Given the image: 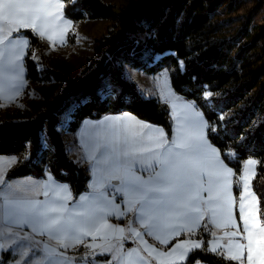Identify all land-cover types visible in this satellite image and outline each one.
I'll return each instance as SVG.
<instances>
[{
    "label": "trees",
    "instance_id": "trees-1",
    "mask_svg": "<svg viewBox=\"0 0 264 264\" xmlns=\"http://www.w3.org/2000/svg\"><path fill=\"white\" fill-rule=\"evenodd\" d=\"M226 1L133 0L116 11L109 0H63L64 12L74 22L87 18L110 21L106 31L94 40L95 54L75 75L59 67L40 69L33 50L44 49L45 44L32 29H26L31 41L25 56L27 79L63 84L35 114L0 120V154L19 158L6 178L43 177L50 171L70 184L75 197L89 188V167L70 156L60 130V115L70 97V130H76L86 117L130 111L163 125L171 135L169 106L157 96L143 94L127 76L125 65L148 73L167 69L174 89L193 100L207 118L209 139L235 171L237 198L245 160H257L251 184L264 221V23L252 24V14L238 27L232 26L234 17L218 12ZM208 91L211 98L206 96ZM203 236V245L178 264L198 260L240 264L220 251H212L209 235Z\"/></svg>",
    "mask_w": 264,
    "mask_h": 264
},
{
    "label": "crops",
    "instance_id": "crops-1",
    "mask_svg": "<svg viewBox=\"0 0 264 264\" xmlns=\"http://www.w3.org/2000/svg\"><path fill=\"white\" fill-rule=\"evenodd\" d=\"M34 2L62 5L59 8L45 9L47 15L42 21H37V24H42L41 30L46 26L47 32L54 34V29L58 27L59 14L63 13V0H34ZM26 29L28 28H20L18 32L12 33V38H15L19 43V47L14 50L5 49L3 58L0 60V88H2L0 101L5 106L11 104L16 108L21 107L15 106V103L21 99V92L28 82L25 56L31 46V41L25 33ZM30 29L36 31L33 28ZM16 56H19L18 60H15ZM10 60H15V68L9 65ZM139 73L140 69L134 68L129 76L131 75L130 78L137 82L142 92L147 96L159 97L169 106L173 122L172 134L169 135L163 125L143 119L130 111L107 113L99 118L86 117L76 130L68 128L71 120V115H69L66 118L67 123L63 127L60 124L67 150L77 163L89 167L91 175L89 188L77 197L74 196L67 181L59 180L50 171L43 177L25 175L6 178L8 169L15 165L19 158L15 154H0V192L3 193L0 196V204H3V208H0V229H2L0 231V264H121L122 261L124 264H141L139 257H143L149 264H171V261L166 257L159 256L158 253L170 252L175 245L188 242L189 250L184 259L172 258L174 264H178L184 262L191 251L195 249L191 246L192 243L203 245L204 233L209 235L208 243L211 249L216 247V251L229 256V247H231V254H238V249L235 247L236 242L246 243L239 235L244 234L238 207L243 188L241 187L240 195L237 198L234 188L235 171L225 162L220 149L209 139L207 118L193 100L187 99L179 93L170 98L146 93L142 88L144 83L137 79L136 75ZM145 87L147 86L145 85ZM42 103L41 99L40 107ZM40 107L31 108L29 114L19 118L33 115ZM122 117L135 118V121L148 127L142 129L139 124H129L127 120L116 119ZM14 118L18 117L14 116ZM178 129H187L193 133L202 134L203 140L206 141L210 149L215 150V157H212L210 152L207 156L193 153L209 169L218 160L224 168L231 170L229 191L235 200L232 217L237 227H232L230 224L218 227L217 224H224L225 221L217 218L214 222L210 214L207 213L192 232L180 229L179 235H169L172 229L158 230L144 227L147 221L142 218L140 204L132 202L128 194L131 178L138 177L141 182H149L156 173L161 171V166L154 158L155 151L161 150L143 152L142 149L152 147L153 142L162 143L164 139L167 140L168 145H171L177 138ZM161 132L163 137L156 141ZM125 139H127L126 145L124 144ZM117 145V154L123 151L133 154L127 157L121 155L119 161L114 163L116 156L112 149ZM250 160L256 162L251 168L247 164ZM246 161L242 175L247 169L251 176L253 170L256 173L257 160L250 158ZM15 189H24L20 195L38 205H51L54 200L58 204L62 203L66 209L65 218L75 219L80 225L79 230L52 235L47 232L41 234L40 225L26 216H17L14 218L15 222L10 223L8 202L14 198L13 190ZM252 191L256 194L253 188ZM56 193L59 195H55ZM203 195L207 198L206 193ZM202 207L204 206L202 205ZM77 212H85L86 216H76ZM259 219L261 223H264L260 217V205ZM101 224L108 227L101 228L97 233L95 229ZM119 229H123V231L120 232ZM86 231H91L93 235H85ZM136 232L141 235L137 236ZM226 232H238L239 234L231 237L226 236ZM157 235L162 239L167 237V243L156 239ZM230 240L232 241L231 246H229ZM88 241L100 249L98 258H81L79 257L81 254L75 253L77 248ZM145 249H149V251H145ZM151 249L155 251H151ZM129 253L132 255L129 256ZM242 259L244 264H248L247 252L244 253ZM194 264L205 263L198 260Z\"/></svg>",
    "mask_w": 264,
    "mask_h": 264
},
{
    "label": "snow or ice",
    "instance_id": "snow-or-ice-1",
    "mask_svg": "<svg viewBox=\"0 0 264 264\" xmlns=\"http://www.w3.org/2000/svg\"><path fill=\"white\" fill-rule=\"evenodd\" d=\"M49 7L59 8L62 5L38 3L34 0H0V60L3 58L5 49L14 50L19 47V43L15 38H12L13 32H18L20 28H33L40 35L45 34L41 30L42 24H37V21H42L45 18L47 13L44 10ZM18 59L19 56H16L15 60ZM15 60L9 61V65L13 68L16 67ZM116 119L127 120L129 124H139L142 129L148 127L135 121V118L132 117ZM177 131V138L171 145H168L167 140L164 139L162 143L153 142L152 147L142 149L143 152L161 150L154 153V158L161 166V171L156 173L149 182H141L138 177L131 178L128 194L132 202L140 204L142 218L147 221L144 227L158 230L172 229L169 235H179L180 229L192 232L206 213L210 214L214 222L217 218L225 221L224 224H217L218 227L229 224L232 227H237L232 217V207L235 200L229 191L231 170L224 168L218 160L209 169L201 159L193 155L196 153L207 156L209 152L212 157L216 155L215 150L210 149L206 141L203 140L202 134L193 133L187 129H178ZM162 137L163 133L161 132L156 141ZM149 139L151 140V138ZM124 144H127V139L124 140ZM117 148L118 145L112 149L116 156L114 163L119 161L121 155L127 157L133 154L129 151L117 154ZM255 163L251 160L247 162L250 168ZM254 176V170L250 176L246 169L244 175L240 177V180L243 181V194L238 207L244 234L238 232L225 233L226 236L231 237L239 234L241 239L246 241V243L236 242L235 247L238 249V254H231V247H229V259L239 261L240 264H244L242 257L245 252H247L248 264H264V223H261L259 219L260 201L252 191L251 179ZM23 191L24 189L13 190L14 198L8 202L10 206L8 220L10 223H14V218L17 216H26L40 225L41 234L47 232L52 235L79 230L80 225L75 219L68 220L65 218L66 209L62 203L58 204L54 200L51 205H38L20 195ZM204 193L207 194V198L203 195ZM2 195L3 193L0 192V196ZM55 195L58 196L59 194L56 193ZM0 208H3V204H0ZM75 215L86 216V213L77 212ZM103 227L108 226L101 224L96 227L95 231L99 233ZM118 231L122 232L123 229ZM84 234L93 235L91 231H86ZM136 235L140 236L141 234L136 232ZM156 239L161 240L162 243H167V237L162 239L161 236L157 235ZM187 244L188 242L177 244L172 251L158 253V255L166 257L171 261V264H174L173 257L180 260L184 259L189 250ZM231 245L232 241L230 240L229 246ZM191 246L193 248L201 247L198 243H192ZM216 250V247L212 248V251ZM145 251H149V249H145ZM151 251L155 250L151 249ZM131 255L132 253H129V256ZM139 260L141 264H149L143 257H139ZM121 264L124 262L122 261Z\"/></svg>",
    "mask_w": 264,
    "mask_h": 264
},
{
    "label": "rangeland",
    "instance_id": "rangeland-1",
    "mask_svg": "<svg viewBox=\"0 0 264 264\" xmlns=\"http://www.w3.org/2000/svg\"><path fill=\"white\" fill-rule=\"evenodd\" d=\"M109 1L116 5V11H120L123 7L129 6L133 0ZM229 4H233L231 7L233 9L228 10ZM218 12L222 15L234 17L232 23L234 27H238L245 21L247 16L252 14V24L264 23V0H227L223 9H220ZM109 24L110 21L106 18H87L74 22L66 16L63 5V13L59 14L58 27L54 29V34L47 32L48 28L46 26H44L42 30L45 33L43 36L34 31L43 40L45 46L44 49L35 48L33 50V58L38 62L40 69H45L48 66L59 67L75 75L82 70L89 57L95 54L94 40L106 31ZM49 37H51V39H49ZM134 68L136 67L128 63L125 65L126 74L129 78L131 76H129V74L132 73ZM139 69L140 73L136 76L137 79L144 83V85L142 84V88L145 89L146 93L158 94L168 98L174 95L176 96L178 92L171 84L170 73L167 69H163L158 73H148L144 69ZM62 84V82L56 80L42 82L28 80L27 85L21 92V99L17 100L18 103H15V106H21L20 108H16L11 104L5 106V104L0 101V120L29 114L31 108L37 109L40 107V100L42 99L44 103V100L58 91ZM145 85L147 87H145ZM254 94L255 91H253L252 95ZM206 96L211 98L212 93L208 91ZM72 99L73 97H70L66 101L60 115L62 127L67 123L66 118L70 115V111L72 110V106H69ZM27 155L28 153H26L24 157ZM245 162L247 161L245 160ZM241 187L243 188V181H241ZM85 244L93 245L89 241L85 242L75 250V253H79L83 255V257L89 259H96L100 256L86 257L81 249ZM93 247H96L100 252L97 246L93 245Z\"/></svg>",
    "mask_w": 264,
    "mask_h": 264
},
{
    "label": "built area",
    "instance_id": "built-area-1",
    "mask_svg": "<svg viewBox=\"0 0 264 264\" xmlns=\"http://www.w3.org/2000/svg\"><path fill=\"white\" fill-rule=\"evenodd\" d=\"M81 249L86 257H98L100 255L99 250L91 244H85Z\"/></svg>",
    "mask_w": 264,
    "mask_h": 264
},
{
    "label": "water",
    "instance_id": "water-1",
    "mask_svg": "<svg viewBox=\"0 0 264 264\" xmlns=\"http://www.w3.org/2000/svg\"><path fill=\"white\" fill-rule=\"evenodd\" d=\"M79 257L83 258V255H80Z\"/></svg>",
    "mask_w": 264,
    "mask_h": 264
}]
</instances>
